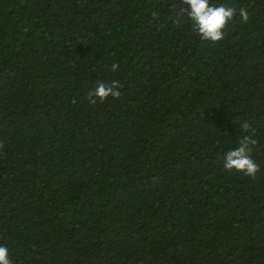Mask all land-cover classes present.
<instances>
[{
    "label": "trees",
    "instance_id": "1",
    "mask_svg": "<svg viewBox=\"0 0 264 264\" xmlns=\"http://www.w3.org/2000/svg\"><path fill=\"white\" fill-rule=\"evenodd\" d=\"M210 3L237 9L214 44L173 22L181 0H0L13 264H264V0ZM244 122L255 178L223 168Z\"/></svg>",
    "mask_w": 264,
    "mask_h": 264
},
{
    "label": "clouds",
    "instance_id": "2",
    "mask_svg": "<svg viewBox=\"0 0 264 264\" xmlns=\"http://www.w3.org/2000/svg\"><path fill=\"white\" fill-rule=\"evenodd\" d=\"M183 5L175 12L174 23H181L182 18H187L191 23L192 32L197 35L201 41L216 43L225 38L224 29L234 16L237 15V9L232 6L220 4L215 6L210 0H181ZM155 19L158 13H152ZM239 17L242 21L247 22L249 19L248 12L245 8L239 9ZM119 65L112 63L110 71L116 72ZM122 85L118 80H112L110 83L97 81L94 89L87 93L88 102L96 104L97 101L103 103L109 97L119 99ZM243 134L238 140V146L225 152L223 156V168L226 171H235L245 176L255 178L256 173L260 170L259 165L252 157L253 147L258 144L254 138L255 130L251 129L249 123L244 122L240 126ZM3 143H0V149ZM0 264H13L9 258V250L5 246H0Z\"/></svg>",
    "mask_w": 264,
    "mask_h": 264
}]
</instances>
